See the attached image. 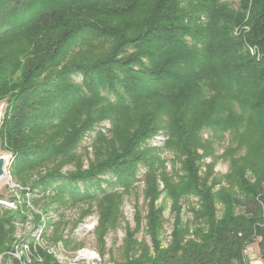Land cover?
Returning a JSON list of instances; mask_svg holds the SVG:
<instances>
[{
  "label": "trees",
  "instance_id": "trees-1",
  "mask_svg": "<svg viewBox=\"0 0 264 264\" xmlns=\"http://www.w3.org/2000/svg\"><path fill=\"white\" fill-rule=\"evenodd\" d=\"M2 101L0 145L30 193L106 174L128 190L145 168L152 254L116 264H247L254 243L264 264V0H239L237 9L221 0H0ZM105 121L108 138L98 128ZM161 128L180 167L172 177L143 144ZM204 131L230 133L244 150L230 158L227 187L201 175ZM92 134L83 171L76 150ZM64 166L74 172L61 174ZM159 182L176 213L166 247ZM67 193L73 203L92 200ZM189 198L192 228L180 217ZM99 199L102 232L116 226L120 197ZM15 217L0 215V254Z\"/></svg>",
  "mask_w": 264,
  "mask_h": 264
},
{
  "label": "rangeland",
  "instance_id": "rangeland-1",
  "mask_svg": "<svg viewBox=\"0 0 264 264\" xmlns=\"http://www.w3.org/2000/svg\"><path fill=\"white\" fill-rule=\"evenodd\" d=\"M228 4L232 9L238 8L239 0H221ZM75 82H79L80 78L75 77ZM6 102L0 103V119L4 115ZM104 137H109L111 126L105 121L98 127ZM164 129H159L152 137L148 138L143 144L145 147L156 150L155 153L163 162L165 173L172 177L174 171L179 170L174 154L165 149L167 135ZM95 136L92 134L87 137L77 148L76 155L82 162V170L88 169L89 163L93 161V147ZM203 144L210 149V155H206L201 159V175L209 177V181L217 180L220 182L216 186L227 187L224 178L229 173L230 158L237 155H243L244 150L239 152L230 133L223 135H213L210 131L202 133ZM202 154V151H199ZM0 157L7 161L4 169V178L0 180V215H15L13 224L10 228L9 243L11 244L12 236L17 230L23 229L25 226H39L49 231L47 239L49 241L64 242L68 252H75L80 248H89L97 252L100 256V264H116L126 260L129 257H139L143 252L152 254V246L150 237L147 234L146 214L148 210V201L145 199L146 185L144 183L145 168L138 166L136 180L128 190H124L121 186L115 184V178L110 174L100 176L95 182L86 184L79 183L77 185L70 184L67 180H62L55 184L51 189H42L38 187L33 193L26 190L14 188L19 181L13 178L10 172L11 155L2 149L0 145ZM74 172L72 166H64L61 174L66 175ZM36 177H32L34 181ZM215 182V181H214ZM66 185L63 195L57 193L58 186ZM29 186V184H26ZM22 188V187H21ZM74 188H77L76 190ZM53 190V191H52ZM78 193L83 196L86 193L91 194L92 200H83L73 203L69 193ZM30 192V191H29ZM159 196L155 201V205L162 209V229L160 231L159 240L163 247L169 245L171 233L173 230L174 219L176 213L173 211L172 204L163 192V184L158 183ZM109 194L120 197V205L118 207V222L114 228H107L104 231H98L100 214H99V198ZM78 196V195H77ZM19 199L16 208H10L7 205ZM99 199V200H98ZM181 220L187 226L192 228L190 209L197 208L196 200L189 198L181 201ZM18 215V216H17ZM21 218H20V217ZM87 222V223H86ZM139 222V226L137 225ZM21 224L23 226H21ZM85 224H93L94 228L86 230L83 228ZM19 225V226H18ZM38 227V228H39ZM81 229L80 231H78ZM130 234V239H128ZM131 241V242H130ZM132 246L139 249L135 252H126V247ZM134 243L135 246H134ZM137 245V246H136ZM244 257L247 264H261V259L257 247V243L251 244L245 249Z\"/></svg>",
  "mask_w": 264,
  "mask_h": 264
},
{
  "label": "built area",
  "instance_id": "built-area-1",
  "mask_svg": "<svg viewBox=\"0 0 264 264\" xmlns=\"http://www.w3.org/2000/svg\"><path fill=\"white\" fill-rule=\"evenodd\" d=\"M248 52L251 56L257 55L254 48H248ZM14 188L28 191L18 184ZM18 203L19 199L15 197L7 206L15 209ZM28 226L17 230L12 236L10 246L0 254V264H44L46 257L52 258L57 264H100V256L94 250L80 248L75 252H68L64 242L47 239L49 231L31 226L30 223ZM84 228L91 230L94 225L85 224L82 229Z\"/></svg>",
  "mask_w": 264,
  "mask_h": 264
},
{
  "label": "water",
  "instance_id": "water-1",
  "mask_svg": "<svg viewBox=\"0 0 264 264\" xmlns=\"http://www.w3.org/2000/svg\"><path fill=\"white\" fill-rule=\"evenodd\" d=\"M1 123V119H0ZM7 166V161L0 157V180L4 178V169Z\"/></svg>",
  "mask_w": 264,
  "mask_h": 264
}]
</instances>
